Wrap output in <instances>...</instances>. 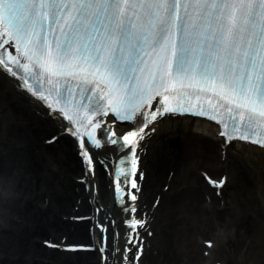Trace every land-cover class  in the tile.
<instances>
[{
    "label": "snow or ice",
    "instance_id": "obj_1",
    "mask_svg": "<svg viewBox=\"0 0 264 264\" xmlns=\"http://www.w3.org/2000/svg\"><path fill=\"white\" fill-rule=\"evenodd\" d=\"M0 70L66 119L89 174L98 162L115 165L109 173L126 225L123 264H130L131 245H139L137 264L143 252V173L132 160H139L150 125L168 113L192 112L219 120L229 141L264 145V0H0ZM190 97L205 106L189 107ZM121 121L132 126L122 132ZM205 178L216 187L227 180ZM102 211L94 208V228L108 264ZM109 219L117 225L115 215ZM113 232L111 264H117L119 227Z\"/></svg>",
    "mask_w": 264,
    "mask_h": 264
},
{
    "label": "bare ground",
    "instance_id": "obj_2",
    "mask_svg": "<svg viewBox=\"0 0 264 264\" xmlns=\"http://www.w3.org/2000/svg\"><path fill=\"white\" fill-rule=\"evenodd\" d=\"M17 86L0 70V264H94L96 253L47 251L42 244L87 241L89 223L66 217L88 213L91 195L75 180L82 164L74 142L62 136L45 144L63 131ZM153 127L142 146L140 197L152 235L144 237L140 264H264V150L232 143L223 157L218 129L202 120L165 116ZM173 136L182 139L180 148L163 145ZM200 171L226 174L230 196L217 198ZM94 182L99 193L92 201L118 219L101 171ZM201 239L217 245L208 258Z\"/></svg>",
    "mask_w": 264,
    "mask_h": 264
},
{
    "label": "rangeland",
    "instance_id": "obj_3",
    "mask_svg": "<svg viewBox=\"0 0 264 264\" xmlns=\"http://www.w3.org/2000/svg\"><path fill=\"white\" fill-rule=\"evenodd\" d=\"M163 145H168L170 149H173L174 147L180 148L182 145V139L177 136H173L172 138L163 139ZM216 176V175H215ZM231 193V190L227 191V194L229 195ZM230 196V195H229Z\"/></svg>",
    "mask_w": 264,
    "mask_h": 264
}]
</instances>
